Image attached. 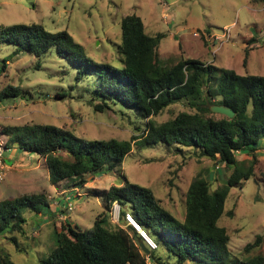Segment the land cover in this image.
I'll return each mask as SVG.
<instances>
[{"label":"rangeland","instance_id":"obj_1","mask_svg":"<svg viewBox=\"0 0 264 264\" xmlns=\"http://www.w3.org/2000/svg\"><path fill=\"white\" fill-rule=\"evenodd\" d=\"M129 15L142 19L148 36L165 35L158 50L163 66L191 59L242 76H264V0H0V25L40 24L52 33L67 31L85 48L90 63L118 69L124 60L121 22ZM15 49L0 45V61L9 59L0 73V92L9 86L21 87L26 96L0 104L1 133L7 127L53 125L82 140L142 137L147 121L135 107L128 110L112 104L104 112L95 110L102 103L92 96L98 77L77 81V68L52 51L43 57L23 53L9 58ZM59 93L66 96L60 98ZM183 112L194 114L195 110L184 102L176 103L153 121L163 124ZM9 148V169L0 186V202L44 195L50 203V208L40 206L41 213L23 208L24 232L0 237V257L5 254L15 264H39L46 259L57 246L55 231L62 229L63 223L92 230L106 211L105 193L125 179L151 189L163 206L183 221L186 194L196 178L207 179L214 192L233 173L219 160L202 157L199 150L167 145L143 148L137 143L113 172L87 175L83 186L78 185L80 179L52 186L44 158L25 153L17 144ZM256 154L254 177L231 190L218 223L226 229L232 258L239 264L264 256V137ZM251 160L238 155V161L247 167ZM71 197L73 210H61ZM109 215L111 229L125 227L121 218L116 222ZM10 237L17 238L18 249ZM258 237L259 247L248 251L247 246ZM150 264L159 263L150 260Z\"/></svg>","mask_w":264,"mask_h":264},{"label":"trees","instance_id":"obj_2","mask_svg":"<svg viewBox=\"0 0 264 264\" xmlns=\"http://www.w3.org/2000/svg\"><path fill=\"white\" fill-rule=\"evenodd\" d=\"M121 30L124 60L123 67L118 69L90 63L85 48L67 31L52 33L40 24L0 25V45L16 48L9 58L23 53L43 57L56 52L77 68V81L88 76L99 78V83L96 81L97 85L92 87L93 98L102 101L95 106L96 111L104 112L112 104H121L123 109L135 107L147 121L142 137L129 141L82 140L53 125L7 127L2 132L10 137L9 145L17 144L25 153L44 158L52 186L78 179V185L83 186L87 175L113 172L137 143L143 148L167 145L177 150H199L202 157L219 160L233 173L214 192L207 179L196 178L186 194L183 221L169 212L151 189L125 179L124 184L112 186L105 193L106 211L97 218L92 230L63 223L62 229L55 231L57 246L39 264H148V259L159 264H239L232 258L226 229L218 223L225 214L231 190L255 175L256 152L264 137V76H242L234 70H219L191 59L166 67L158 53L165 35L148 36L142 19L136 15L124 17ZM8 61H0V73ZM25 96L21 87L9 86L0 92V104L5 99ZM58 96L64 98L66 94ZM180 102L188 104L195 113H180L163 124L153 121ZM214 105L230 107L235 117L216 118L210 110ZM238 155L252 158L248 167L238 161ZM114 203L121 208L122 220L126 213L134 216L156 242L157 250L145 254L140 248L143 239L131 227L110 228L109 213L112 215ZM41 205L50 208L44 195L0 202V237L23 233L26 219L22 209L41 213ZM9 241L18 249L17 238L10 237ZM260 242L258 237L247 250L259 247ZM0 264L15 263L3 254ZM245 264H264V256L257 255Z\"/></svg>","mask_w":264,"mask_h":264},{"label":"built area","instance_id":"obj_3","mask_svg":"<svg viewBox=\"0 0 264 264\" xmlns=\"http://www.w3.org/2000/svg\"><path fill=\"white\" fill-rule=\"evenodd\" d=\"M9 136L0 132V186L5 182L7 171L9 169L7 164V153L11 148H9ZM63 208L67 211L73 210V201L68 199V201L63 205ZM113 219L119 221L120 218V206L118 203H114V208L112 211ZM124 229L131 227L134 229L140 237L143 239L145 246L150 250L154 251L158 248L156 242L147 234V232L139 225L134 216L131 213H126L124 217ZM149 261V260H148ZM150 264V263H149Z\"/></svg>","mask_w":264,"mask_h":264},{"label":"water","instance_id":"obj_4","mask_svg":"<svg viewBox=\"0 0 264 264\" xmlns=\"http://www.w3.org/2000/svg\"><path fill=\"white\" fill-rule=\"evenodd\" d=\"M210 110L213 114L222 115L230 119L235 117V112L230 107L227 106L214 105L210 107ZM140 248L145 254L148 255L150 254V251L145 247L143 243L140 244Z\"/></svg>","mask_w":264,"mask_h":264},{"label":"clouds","instance_id":"obj_5","mask_svg":"<svg viewBox=\"0 0 264 264\" xmlns=\"http://www.w3.org/2000/svg\"><path fill=\"white\" fill-rule=\"evenodd\" d=\"M222 116V115H221ZM119 205V204H118ZM120 219V218H119ZM123 222H124V220H123ZM121 228H123L124 229V227H121ZM144 244V243H143ZM145 245V244H144ZM146 247V246H145ZM147 248V247H146ZM148 249V248H147ZM149 250V249H148ZM157 250V249H156ZM150 251V250H149ZM155 251V250H154ZM151 252V251H150ZM149 260V259H148ZM149 263H150V260L148 261Z\"/></svg>","mask_w":264,"mask_h":264},{"label":"crops","instance_id":"obj_6","mask_svg":"<svg viewBox=\"0 0 264 264\" xmlns=\"http://www.w3.org/2000/svg\"><path fill=\"white\" fill-rule=\"evenodd\" d=\"M3 131V130H2ZM9 139H10V137H9ZM34 156V155H33ZM7 160H8V157H7Z\"/></svg>","mask_w":264,"mask_h":264}]
</instances>
